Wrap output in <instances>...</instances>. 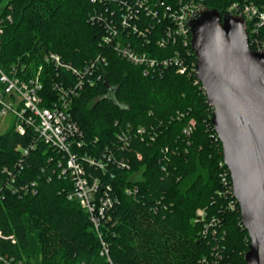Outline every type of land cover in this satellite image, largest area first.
<instances>
[{
  "label": "trees",
  "instance_id": "1",
  "mask_svg": "<svg viewBox=\"0 0 264 264\" xmlns=\"http://www.w3.org/2000/svg\"><path fill=\"white\" fill-rule=\"evenodd\" d=\"M159 1L167 0H148V9L159 11ZM234 2L264 8V0H204L206 9L222 16ZM129 7L136 18L122 41L156 60L147 72L102 42L106 31L98 18L113 20L119 30ZM164 25L161 14L144 12L136 0H0V66L43 67L46 94L52 82H77L75 75L46 64V55L57 54L79 71L99 56L106 60L94 71L102 79L93 86L85 83L71 113L83 132L84 150L100 160L110 149L114 159L131 165L124 170L105 159L104 171L87 169L101 179V187H110L99 190L98 197L117 199L99 229L113 264H246L249 238L239 205L230 209L233 199L221 193L220 175L227 174L229 184L231 179L212 126L213 109L194 74L163 68L162 61L182 51L179 42L157 43L165 36ZM247 30L250 38L264 39V24L256 33L249 24ZM188 50L196 63L190 45ZM190 121L193 130L186 137ZM137 128H143L142 135ZM121 134L128 141L125 151L118 147ZM29 139L13 125L0 135V232L13 237L0 239V254L26 264H108L88 214L67 198L72 184L63 174L65 166L58 165L60 156L38 143L19 164L18 147H26ZM4 169L13 173V182ZM21 185L29 189L13 194L12 187ZM199 209L211 223L206 228L196 221Z\"/></svg>",
  "mask_w": 264,
  "mask_h": 264
},
{
  "label": "built area",
  "instance_id": "2",
  "mask_svg": "<svg viewBox=\"0 0 264 264\" xmlns=\"http://www.w3.org/2000/svg\"><path fill=\"white\" fill-rule=\"evenodd\" d=\"M136 1L139 8L144 12L151 13L153 16L162 15L165 21V36L160 37L157 43L162 46L165 44V41H171L172 45L175 42L181 44L182 51L175 52L174 55L162 61L163 68L173 67L177 73L189 77L192 74L195 75L196 63L191 61L188 50L191 36L187 23L195 13L206 9L204 0L159 1V4L158 2L155 4L159 8V11L149 10L147 7L148 0ZM127 11L128 14L121 15L122 21L119 30L113 20L102 19V17L98 18V22H102L106 31L102 42L107 46L112 45L122 58L133 65L144 67V71L147 72L148 69L156 67V60L149 53L137 51L130 43L125 44L122 41L121 35L129 29V21L136 18V11H133L130 7ZM224 15L243 18L246 23V29L249 24L252 33H256L257 29L264 24V8L260 11L252 3L234 2L226 7ZM131 27L132 32L137 33V26L132 25ZM1 34L2 27L0 26ZM248 45L253 48V51L264 52V39L260 40L257 37L250 38L248 34ZM44 62L51 64L58 70L75 75L77 82L70 83L63 80L52 82L51 91L43 94V67H38V69L32 71L21 65H12L8 70H4L0 66V115H12L16 133L21 136L28 134L30 136L26 147H18L21 152L19 164H22L23 158L35 150L38 143L47 146L60 156L61 159H58V165L63 164L65 166L63 174L67 175L72 184V192L68 194L67 198L68 200L76 201L88 214L94 230L100 238L101 247L99 254L104 258L106 263L113 264L109 255L108 244L102 241L99 229L106 219L109 218V212L113 209L114 204L117 203V199L116 197L111 198L108 196L98 197L99 190L106 192L110 190V187H101V179L93 176L87 169L94 167L100 171H104L107 166L106 160L117 168L124 170H129L131 165L128 160L114 159L110 149L106 151L103 157L104 160L102 158L97 160L89 151L84 150L87 144L83 132L74 121L71 113L73 100L77 98L85 83L93 86L102 79V75L98 73L95 75L94 71L98 65H100V69H103L107 65L106 60L99 56L81 71L64 63L61 57L54 53L46 55ZM196 82H198L197 79ZM193 126L194 122L190 121L189 125L184 128L183 134L186 137H190ZM143 132V128H137L136 130L138 135H142ZM211 138L216 139L217 137L213 134ZM118 142L120 150L125 151L128 141L124 134L118 136ZM136 157L139 160L141 159L139 154ZM3 172L12 178V182L15 180L11 171L4 169ZM220 177L223 186L221 193L224 196H231L233 200L229 201L228 206L230 209H234L238 203L232 193V184H229L227 174L223 173ZM28 189L26 185H21L19 188L13 186L11 190L13 194H16L19 191ZM31 190L33 191V189ZM127 193L129 195L133 194L131 190H127ZM196 218V221L203 223L205 228L211 224L207 220L204 210H197ZM0 239H13V237L6 238L0 232ZM0 264L26 263L0 254Z\"/></svg>",
  "mask_w": 264,
  "mask_h": 264
},
{
  "label": "water",
  "instance_id": "3",
  "mask_svg": "<svg viewBox=\"0 0 264 264\" xmlns=\"http://www.w3.org/2000/svg\"><path fill=\"white\" fill-rule=\"evenodd\" d=\"M195 78L213 109L240 221L246 264H264V52L250 49L243 18L201 10L187 23Z\"/></svg>",
  "mask_w": 264,
  "mask_h": 264
},
{
  "label": "rangeland",
  "instance_id": "4",
  "mask_svg": "<svg viewBox=\"0 0 264 264\" xmlns=\"http://www.w3.org/2000/svg\"><path fill=\"white\" fill-rule=\"evenodd\" d=\"M13 125V116L8 114L5 116L0 115V135L5 134L8 129ZM137 176H134V179H137Z\"/></svg>",
  "mask_w": 264,
  "mask_h": 264
}]
</instances>
